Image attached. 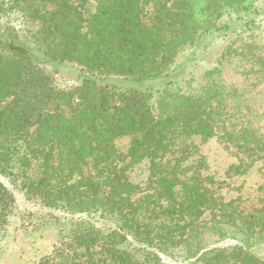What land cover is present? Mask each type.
Segmentation results:
<instances>
[{
	"label": "trees",
	"instance_id": "obj_1",
	"mask_svg": "<svg viewBox=\"0 0 264 264\" xmlns=\"http://www.w3.org/2000/svg\"><path fill=\"white\" fill-rule=\"evenodd\" d=\"M89 1L0 0V231L17 191L62 213L54 264H264V184L256 198L219 200L196 142L221 128L236 174L264 156L261 23L244 0H204L207 27L200 0H93L86 16ZM11 12L22 32L4 25ZM204 28L235 37L216 66L184 78L180 53L197 56ZM58 66L80 84L59 88ZM141 161L146 186L127 169Z\"/></svg>",
	"mask_w": 264,
	"mask_h": 264
},
{
	"label": "rangeland",
	"instance_id": "obj_2",
	"mask_svg": "<svg viewBox=\"0 0 264 264\" xmlns=\"http://www.w3.org/2000/svg\"><path fill=\"white\" fill-rule=\"evenodd\" d=\"M96 6V2L90 0L86 5L85 15L89 16L94 13ZM196 7L197 16L204 27L215 20L206 13L204 0H200ZM242 10L243 14L256 18L257 22L261 23L256 25V30L260 33L259 37H264L261 35L264 33V0H244ZM151 11V6L145 8L144 20H150ZM2 21L5 26L11 24L18 32L26 28L23 16L17 12L4 15ZM222 33L218 29L212 33L211 30L207 31L204 28L203 34L206 36L197 48V56L192 57L193 47L186 48L180 53L179 60L185 61L182 73L184 78L190 75L200 77L206 70L216 66L223 49L229 40L235 37L233 33H230L227 38L220 39L218 34ZM56 68L55 83L59 88L72 89L80 84L79 70L67 66ZM216 131L217 134L204 143H201L199 138L196 139V142L201 144L200 154L206 156L205 175H209L213 180L208 186L219 200L231 201L238 200L240 197L249 200L256 198L261 192L260 187L264 184V156L259 157L253 166L246 169L245 173L236 174L230 170V167L239 163L240 155L235 146L222 137L221 128H217ZM128 143V137L117 141L122 151L126 150ZM128 162L122 164L126 166ZM127 169L133 182L141 186L147 185L148 173L145 161L130 163ZM16 199L8 222L0 231V264H54L59 251L66 250V245H63L66 240V231L61 229L58 220L51 216L61 218L62 213L42 207L35 199H28L23 193L17 191ZM207 216L209 217L210 214ZM133 245L137 248L140 246L135 241ZM260 252L264 256V245ZM166 262L176 264L170 259H166Z\"/></svg>",
	"mask_w": 264,
	"mask_h": 264
}]
</instances>
